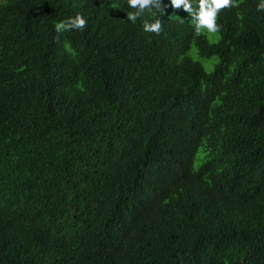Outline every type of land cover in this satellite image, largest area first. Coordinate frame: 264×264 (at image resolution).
<instances>
[{"label": "trees", "instance_id": "obj_1", "mask_svg": "<svg viewBox=\"0 0 264 264\" xmlns=\"http://www.w3.org/2000/svg\"><path fill=\"white\" fill-rule=\"evenodd\" d=\"M258 3L238 0L219 11V33L190 32L181 47L186 56L172 71L164 59L149 56L167 42L144 34L143 17L128 19L134 10L128 0H0V210L24 206L52 228L49 242L26 264H264V246L253 248L262 252L253 257L233 241L223 247L211 234L204 238L194 220L173 216L177 197L192 201L187 185L171 193L156 190L125 174L123 164L115 181L132 204L116 220L123 235L110 231L111 221L109 227L91 217L78 221L96 214L99 172L120 138L172 123L173 112L157 107L151 96L131 95L143 81L139 76L161 70L170 73L163 81L172 75L191 90L206 88L212 103L232 92L251 103L250 110L238 111L249 137L227 149L245 181L237 186L255 199L247 219L254 217L253 225L264 220V12ZM167 11L158 17L169 20ZM77 13L87 18L85 29L58 34L55 23ZM145 17L153 20L148 11ZM121 115L144 121L122 128ZM147 144L144 137L145 162L155 149ZM2 221L0 215V229ZM11 237L0 233V240ZM27 243L25 238L19 250Z\"/></svg>", "mask_w": 264, "mask_h": 264}, {"label": "clouds", "instance_id": "obj_2", "mask_svg": "<svg viewBox=\"0 0 264 264\" xmlns=\"http://www.w3.org/2000/svg\"><path fill=\"white\" fill-rule=\"evenodd\" d=\"M237 3L238 0H128L129 7L134 9L128 11V19L135 23L143 17L144 34L167 42L163 49H151L149 56L164 59L173 71L186 56L187 48L181 47L186 45L190 32L198 36H204L206 32L209 35L219 33L222 27L218 23L219 11L225 12ZM256 7L264 12V0H259ZM164 10H168L167 21L158 17L159 11ZM145 11L151 13L152 21L145 17ZM86 25L87 18L77 13L56 22L55 29L59 34L70 29L83 30ZM155 72L158 73L146 72L139 76L143 81L134 86L131 95L136 98H145V94L151 96L157 107L173 112L172 123L162 126L154 123L146 133L120 138L104 158L105 169L99 172L98 189L102 192L99 193L96 214L78 216V221L96 218L107 227L111 221L114 230L110 231L123 235L120 221L116 220H120L123 213L127 216V210L132 205L131 199L125 196V190L115 181L116 171L123 164L125 174L148 180L156 190L165 188L171 193L175 187L187 185L192 201L180 203L177 197L172 207L175 215H171L194 220L193 225L197 223L205 231L204 238L211 234L212 239L223 242V247L233 241L244 251L250 250V256L260 257L262 252L252 249L264 246V220L253 225L254 217L247 219L255 199L250 198L251 192L247 189L237 186V182L245 181L237 176V170L229 163L235 158L227 149L229 145H243L249 137L247 121L238 111L250 110L251 103L235 92L212 103L206 88L195 87L191 90L182 82H173L172 75L163 81V77L167 78L170 74L167 71ZM203 76L199 74L198 78L203 79ZM143 104L139 105L140 111L141 108L145 111ZM222 105L226 109H222ZM118 117L117 125L122 128L138 127L144 121V118L130 115ZM144 137L145 142H151L155 148L153 157L146 162L143 158L145 149L141 145ZM68 197L66 199L74 202L70 195ZM240 205L243 208L241 211ZM114 206L116 209L112 211ZM0 215L3 217L0 233L12 236L11 239L0 240L2 264H26L24 261L35 260L49 242L51 225L40 220V217L36 218L24 206L12 203L3 207ZM126 224H129V219ZM44 231L47 232L46 239L42 237ZM155 235H164L162 222ZM25 238L28 243L20 251L18 246L23 244ZM260 240L262 242L258 243Z\"/></svg>", "mask_w": 264, "mask_h": 264}, {"label": "rangeland", "instance_id": "obj_3", "mask_svg": "<svg viewBox=\"0 0 264 264\" xmlns=\"http://www.w3.org/2000/svg\"><path fill=\"white\" fill-rule=\"evenodd\" d=\"M215 35V34H214ZM216 36V35H215Z\"/></svg>", "mask_w": 264, "mask_h": 264}]
</instances>
